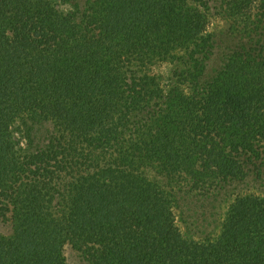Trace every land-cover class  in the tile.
<instances>
[{
    "label": "trees",
    "instance_id": "1",
    "mask_svg": "<svg viewBox=\"0 0 264 264\" xmlns=\"http://www.w3.org/2000/svg\"><path fill=\"white\" fill-rule=\"evenodd\" d=\"M69 250L264 264V0H0V264Z\"/></svg>",
    "mask_w": 264,
    "mask_h": 264
},
{
    "label": "rangeland",
    "instance_id": "2",
    "mask_svg": "<svg viewBox=\"0 0 264 264\" xmlns=\"http://www.w3.org/2000/svg\"><path fill=\"white\" fill-rule=\"evenodd\" d=\"M61 5L66 8L69 7V4L64 3V2H62ZM209 28L211 29L216 28L219 32L218 43H217V48H216V53H217L216 55L219 58L220 56H222L223 52L227 51L231 47V45L234 44L235 39L233 38V36L230 35L228 30L225 29L224 20L219 16L212 18V23ZM167 66L169 67L171 65L168 63H165L163 65H158L154 68V70L158 72L163 71V70L165 71V67L167 68ZM201 203H204V201H202ZM206 203L208 202L206 201ZM204 226H207V224H205ZM67 255H68L70 264H84L81 261V259L73 251L69 250L67 252Z\"/></svg>",
    "mask_w": 264,
    "mask_h": 264
}]
</instances>
